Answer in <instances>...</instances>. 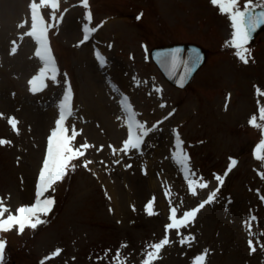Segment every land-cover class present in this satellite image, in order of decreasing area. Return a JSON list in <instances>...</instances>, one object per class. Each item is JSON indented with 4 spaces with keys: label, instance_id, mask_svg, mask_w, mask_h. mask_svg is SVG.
Wrapping results in <instances>:
<instances>
[{
    "label": "rangeland",
    "instance_id": "374dc122",
    "mask_svg": "<svg viewBox=\"0 0 264 264\" xmlns=\"http://www.w3.org/2000/svg\"><path fill=\"white\" fill-rule=\"evenodd\" d=\"M58 2V9H52L41 0H0V139L10 141L0 145V198L13 213L33 203L47 138L69 87L73 94L72 116L66 120L69 134L74 126L75 145L87 142L91 147L81 149L85 155L72 162L75 170L46 194L55 203L42 217L45 223L26 228L23 234L15 228L0 232L5 241L2 264H41L57 248L60 255L46 264H112L118 250L126 264H142L147 246L165 237L170 202L179 208V217L212 192H216L212 202L180 229L183 236L195 238L191 245L182 246L180 235L170 230L171 243L153 264H193L204 249L209 250L206 264H264V248L256 243L264 244L260 235L264 202L257 194L259 190L264 195V180L258 175L264 173V161L254 157L264 130L249 123L253 114L257 123H264L254 88L264 91V33L247 46L251 57L245 65L226 46L230 21L209 0H88V9L82 0ZM32 3L37 4L38 18L59 62L56 81H46L36 94L28 83L41 67L35 57L37 44L27 35ZM85 25L95 29L89 32L93 40L80 43ZM187 42L211 53L191 84L178 90L165 81L149 54L157 46ZM97 52L106 60L104 67ZM122 96L147 127L163 123L144 137L139 151L114 155L109 145L119 149L128 134ZM259 99L264 106V97ZM10 117L18 121V132L7 123ZM177 135L189 157L192 179L197 185L207 184L197 187L196 195L171 159ZM117 159L119 164L114 163ZM232 159L237 163L225 175ZM85 160L92 161L87 169ZM216 175L223 177L222 184ZM107 181L116 192L117 208ZM153 197L155 214L149 216L145 205ZM250 215L257 217L252 236L246 224ZM250 238L256 245L251 253Z\"/></svg>",
    "mask_w": 264,
    "mask_h": 264
},
{
    "label": "snow or ice",
    "instance_id": "6c2138e0",
    "mask_svg": "<svg viewBox=\"0 0 264 264\" xmlns=\"http://www.w3.org/2000/svg\"><path fill=\"white\" fill-rule=\"evenodd\" d=\"M210 4L217 8L221 15L226 16L230 21V27L232 29L231 39L226 42V46L233 48L235 57L243 64H248L251 57L250 49L247 47L248 42L251 38L253 32H255L261 25H264V11L256 12V7L264 8V4H253V0H209ZM42 4H51L53 8L56 7V0H41ZM82 6L85 9L89 8L88 0H82ZM32 10L31 16V31L27 33L28 36L32 37L37 44V49L35 51V57L41 63V67L37 75L33 76L29 80V90L36 94L42 91L46 86V81H56L57 79V67L54 62V58L50 53V45L46 38L47 28L43 26L41 20L37 15V4L32 3L30 5ZM53 19L55 17L53 16ZM62 19V17H61ZM86 19L91 21L90 11L86 14ZM24 25L22 24L21 27ZM84 36L80 43H83L89 39V32L95 31L93 28H89L88 25L84 26ZM17 51L16 47L11 49L14 54ZM182 49H174L171 52L161 53L158 57V63L162 67H167L172 74H175L177 69L183 68V72L179 77V86L183 87V82L188 78V76L195 71V69L200 65L202 57L197 49H193L187 60L182 58ZM96 58L101 67L106 65V60L102 55L97 52ZM137 81V85H139ZM255 93L257 96V108L259 113V120L264 121V106H261L259 97H264V91L261 90L259 86H254ZM115 90V89H114ZM156 92H160L161 89H155ZM72 98L70 87L65 91L62 103L60 104V115L55 122V128L51 130L50 135L47 138V149L46 156L42 162V167L38 174V180L35 185V198L33 203L30 205H21L15 209V213L12 212L11 208L4 203V198H0V232H8L14 228L18 230V234H23L26 228L36 229L38 225L45 223L46 221L42 217H46L54 206V197L47 196L46 194L54 192V185L58 182H62L63 179L68 174L69 170L74 171L76 165L72 163L74 160H78L80 157L85 155V152L81 149L87 150L91 147L87 142L83 145L77 147L74 143L78 132L73 126L71 129V134H69V128L66 125V120L72 116V107L70 104ZM120 106L127 119V138L122 142V147L116 149L112 145L109 148L112 149L114 155L123 153L128 155L132 150L139 151L144 137H146L149 132L154 128H157L158 124L163 123V121L157 122V125H153L151 128L146 126V122H140L137 120V113L133 111L130 102L126 96H122L120 99ZM160 107H165L164 104H160ZM169 116L172 113L168 114ZM3 114H0L2 117ZM164 119H168L165 116ZM257 115L253 114L250 117L249 123L253 127L264 130V123H257ZM7 123L11 126L14 131L18 132V121L14 117H10ZM176 149L172 154L171 159L177 163L184 172V178L188 181V188L192 195L197 194L198 188H206L207 184L201 182L197 185L196 181L192 179L194 173L189 167V157L182 150L179 136H176ZM10 141L5 139H0V145L9 144ZM99 150H103V145L100 146ZM254 157L258 161H264V133L261 135L259 143L256 145L254 150ZM91 160L83 161V167L88 168L91 164ZM103 163V161H101ZM114 163L119 164V159L115 160ZM237 161L232 159L228 169L225 173L230 172L232 167L235 166ZM126 168H130L131 164L125 165ZM260 178L264 180V173H258ZM215 179L222 184L223 177L216 175ZM218 191V189H217ZM257 194L262 202H264V195H260L259 190ZM166 197L169 193H165ZM216 196V192H212L208 199L198 205L197 208L192 210H187L182 213V216L178 217L179 208L177 206H172L170 202V214L168 216L169 223L165 225V237L159 242L149 244L145 252V258L142 260V264H153L154 260L160 258L159 254L162 249L171 243L168 238L167 233L170 230H175L177 235H180L179 243L184 245H191V242L195 239L192 236H183L180 233L181 228H186L192 223L199 212L206 203H211L213 198ZM155 198L153 197L145 205V211L149 216L154 215L153 205ZM257 217L255 215H250L248 221L246 222L248 226L249 235L252 236V222L256 221ZM264 236V233L260 234ZM260 244L261 248H264V244H261L259 240L256 241ZM249 250L251 252L256 251V245L253 243V239L248 240ZM126 247V245H121V248ZM4 249L5 241L0 240V264L4 259ZM61 249L57 248L54 252L50 253L45 260L41 261V264H46V261L53 259L60 255ZM209 250L204 249L202 253L197 254L193 260V264H206L207 256ZM107 255V253L105 254ZM112 264H126L125 259L121 256L118 250L112 258Z\"/></svg>",
    "mask_w": 264,
    "mask_h": 264
},
{
    "label": "water",
    "instance_id": "95a60500",
    "mask_svg": "<svg viewBox=\"0 0 264 264\" xmlns=\"http://www.w3.org/2000/svg\"><path fill=\"white\" fill-rule=\"evenodd\" d=\"M256 12L264 11V8L255 9ZM264 31V25H261L255 32L252 33L251 38L248 44H253L257 38V36ZM174 49H182V58L187 60L191 54L193 49H197L202 57L200 65L193 71L188 78L183 82V87L179 86L180 81L179 77L183 72V68L177 69L175 74H172L167 67H162L160 63H158V57L161 53L171 52ZM208 50L204 49L200 45L194 43H176V44H169L160 47H156L151 51V58L164 76V78L173 86L179 89H183L187 87L190 82L193 80L194 76L197 72L205 65L207 58H208Z\"/></svg>",
    "mask_w": 264,
    "mask_h": 264
},
{
    "label": "bare ground",
    "instance_id": "6f19581e",
    "mask_svg": "<svg viewBox=\"0 0 264 264\" xmlns=\"http://www.w3.org/2000/svg\"><path fill=\"white\" fill-rule=\"evenodd\" d=\"M58 69V68H57ZM106 188L110 194V196L112 197L113 199V202L115 203L116 205V192L114 191L113 187H112V184H110L109 181L106 182ZM116 208H117V205H116Z\"/></svg>",
    "mask_w": 264,
    "mask_h": 264
}]
</instances>
